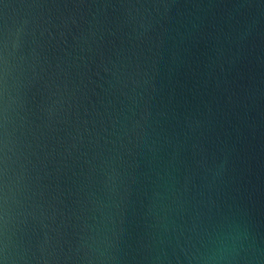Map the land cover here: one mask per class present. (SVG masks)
<instances>
[{
    "label": "water",
    "instance_id": "obj_1",
    "mask_svg": "<svg viewBox=\"0 0 264 264\" xmlns=\"http://www.w3.org/2000/svg\"><path fill=\"white\" fill-rule=\"evenodd\" d=\"M0 264H264V0H0Z\"/></svg>",
    "mask_w": 264,
    "mask_h": 264
}]
</instances>
